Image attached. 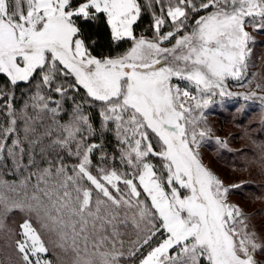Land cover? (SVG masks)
Segmentation results:
<instances>
[{
	"label": "snow or ice",
	"instance_id": "snow-or-ice-1",
	"mask_svg": "<svg viewBox=\"0 0 264 264\" xmlns=\"http://www.w3.org/2000/svg\"><path fill=\"white\" fill-rule=\"evenodd\" d=\"M101 26L115 55L96 54ZM249 28L264 34V0H0L7 261L264 264V223L230 201L242 185L199 152L204 109L255 78Z\"/></svg>",
	"mask_w": 264,
	"mask_h": 264
},
{
	"label": "trees",
	"instance_id": "trees-1",
	"mask_svg": "<svg viewBox=\"0 0 264 264\" xmlns=\"http://www.w3.org/2000/svg\"><path fill=\"white\" fill-rule=\"evenodd\" d=\"M150 19V16L145 13L142 22L137 27L138 33L151 34ZM92 32L93 38L99 43L96 54H116L117 50L108 45L102 26L99 29L93 28ZM252 32L257 34V36L254 34L253 43L256 55L258 53L257 57L264 63V34L254 32L253 29ZM119 51H123V48ZM246 87L247 85L240 87L236 81H229L227 90L234 95L232 97L217 96L213 103L204 109L203 114L207 118L206 121L212 120L217 131L226 134L228 137L226 140H230L227 144L230 146H221L217 143V140L222 141L221 139L214 140L211 137L205 138L201 145L225 172L235 179H237L236 176L241 178L239 184L242 186L235 188L231 194L239 197L246 207L251 206L252 215L257 218V225L260 227L264 223V107L259 100H243L242 94L246 93ZM233 88L237 91L236 94H240L238 91L242 92L240 98H237ZM26 91L27 89L21 85L17 97L19 98ZM67 103L70 105L72 101L69 100ZM112 143L109 142V151L112 150ZM0 179L11 182L16 177L9 169H0ZM24 218L25 215L19 211L11 213L7 220V228L17 230ZM8 242L7 230L0 231V258L5 259L6 264H10L7 261L9 250L6 245ZM49 255L54 261L56 260L55 251L50 252Z\"/></svg>",
	"mask_w": 264,
	"mask_h": 264
},
{
	"label": "rangeland",
	"instance_id": "rangeland-1",
	"mask_svg": "<svg viewBox=\"0 0 264 264\" xmlns=\"http://www.w3.org/2000/svg\"><path fill=\"white\" fill-rule=\"evenodd\" d=\"M250 32H252V29L249 28L248 29ZM253 33V32H252ZM255 34V33H254ZM253 34V36H254ZM257 36V34H255ZM252 48V53H251V57H250V68H249V72L250 73H254L255 74V78L252 80V83L250 85H247L245 92L251 91V90H255L256 89V85L257 84H261L264 85V63L261 62L259 60L258 53L256 55V51L254 49L253 44L251 45ZM230 90H232V88H230ZM233 92L236 94L237 91L234 90L233 88ZM238 93H242L241 91H238ZM243 95V94H242ZM258 96H264V91H260L257 93ZM261 103V102H260ZM264 107V105H263ZM205 118V116H204ZM207 118H205V126L210 129L211 131V139L217 140V139H221L224 142V145L226 147H229L230 144L228 145L227 143H230V140H226L228 137L226 136V134L224 133H219L216 129V126L214 125V123L212 122V120L210 122L206 121ZM213 128V129H211ZM235 144V143H234ZM199 152H200V156L202 158L203 163L209 167L214 173H216L222 180H224L226 185H234V184H239L241 178L239 176H236L237 179H235L233 176H231L229 173L225 172V170H223V168L216 163L211 155L209 154V152L202 146L200 145L199 148ZM239 197L231 194L230 195V201L236 205H239L243 211L245 212V214H247L249 217L252 218V223L254 225H256V227L259 229V225H257V218H255L252 213L253 211H251V206H245L244 203L242 202V200ZM262 230V229H261Z\"/></svg>",
	"mask_w": 264,
	"mask_h": 264
}]
</instances>
